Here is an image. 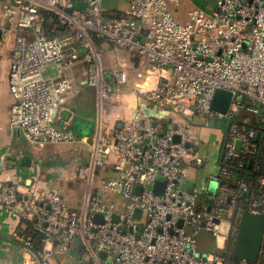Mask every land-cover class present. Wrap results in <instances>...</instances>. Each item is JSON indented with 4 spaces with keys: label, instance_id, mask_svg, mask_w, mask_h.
<instances>
[{
    "label": "built area",
    "instance_id": "1",
    "mask_svg": "<svg viewBox=\"0 0 264 264\" xmlns=\"http://www.w3.org/2000/svg\"><path fill=\"white\" fill-rule=\"evenodd\" d=\"M104 2L8 0L2 9L0 38L17 31L8 77L9 122L29 143L76 142L75 130L58 126L57 115L83 84L96 92V132L86 143L91 161L79 169L85 180L79 208L69 206L57 185L45 191L34 184L24 193L12 183L0 185V205L13 209L23 202L24 218L40 238L35 252L34 236L20 235L29 254L23 264H52L66 253L77 255L76 264H264V236L256 263L230 261L219 252L197 255L200 231L215 238L228 224L226 245L235 218L245 210L264 213V176L251 186L220 167L210 177L217 183L215 194L206 187L208 200L201 204L197 190L183 188L185 163L205 160L194 113L207 125L227 120L225 158L257 151L256 130L240 116H258L264 128V0H213L214 7H194L185 21L174 9L180 0H129L118 13H108ZM100 40L143 58L136 91L146 103L173 113L170 128L162 131L139 112L107 132L104 115L119 96L115 86L128 83L129 71L102 67ZM48 67L54 75H44ZM217 90L232 93L226 112L212 108ZM104 171L111 173L100 174ZM158 177L166 179L162 194L154 190ZM97 214L103 221L95 220Z\"/></svg>",
    "mask_w": 264,
    "mask_h": 264
},
{
    "label": "crops",
    "instance_id": "2",
    "mask_svg": "<svg viewBox=\"0 0 264 264\" xmlns=\"http://www.w3.org/2000/svg\"><path fill=\"white\" fill-rule=\"evenodd\" d=\"M7 1L0 0V16ZM194 7L210 10L214 7V2L213 0H180V5L174 9L178 19L185 21L188 18L189 11ZM0 23H4L1 17ZM16 34L17 31H11L5 37L0 38V185L12 183L16 185L20 193H24L34 184L39 185L45 191L57 185L63 188L64 196L67 194L66 200L67 198L70 200L78 199L80 197V186L77 187L76 185L77 167L74 164L72 168L70 162L68 164V161H65L68 160V156L60 148L53 146L58 144L38 147L29 143L17 129L10 125L9 118L13 98L9 89L8 77L10 63L15 53ZM97 45L99 47L100 63L104 69H126L129 71L128 83L116 85L119 96L105 116L107 132L113 133L121 127L124 120L139 112L143 116L149 117L162 131L170 128L176 120L173 113L167 109L156 108L146 103L136 91L135 83L143 81V79H138L136 75L137 71L146 66L143 58L135 56L125 49L114 47L106 40L98 41ZM83 66V64H80L78 71L84 82L86 74ZM89 69L92 70V67H89ZM153 84H155L154 81ZM86 87L89 86L82 85L80 94L71 99L59 111L56 119L58 126L69 124L75 130L76 142L61 143L73 146L75 149L79 144L86 145V143L91 142L96 132V99L92 100V111L89 113L88 103L83 99ZM85 117H90L94 122V128L89 136L82 135V132H80L83 129L82 125ZM198 132L201 137L198 150L205 160L202 165H197L192 159L185 163L186 180L183 187L188 190L200 191L204 195L203 191L205 192L206 187L209 188L211 175L217 174L220 170L219 160L222 154L225 131L220 127L208 124L206 127H199ZM86 150L90 153L87 148ZM90 161L91 154L88 164ZM102 173L109 174L111 172H100V174ZM25 211L26 207L23 202L18 203L13 209H7L0 205V264H23V260L29 258L24 243L20 239V235L27 226V221L24 218Z\"/></svg>",
    "mask_w": 264,
    "mask_h": 264
},
{
    "label": "rangeland",
    "instance_id": "3",
    "mask_svg": "<svg viewBox=\"0 0 264 264\" xmlns=\"http://www.w3.org/2000/svg\"><path fill=\"white\" fill-rule=\"evenodd\" d=\"M129 3V0H105L104 7L107 8L108 12L115 13L118 12L120 9L124 8ZM77 9L81 8V2H77ZM101 41V40H100ZM45 76L54 75V69L52 67H48L44 70ZM116 88V86H115ZM83 99L88 103V110L89 113L92 111V100L96 99V92L95 89L92 87H86L85 94ZM115 99L113 100L114 103ZM107 114V113H106ZM106 114L104 115V119L106 118ZM94 117V116H90ZM90 117H85L82 125V135L89 136L92 133L94 128V122L91 120ZM193 122L197 126V128L206 127V121L200 116L194 113ZM53 145V144H51ZM60 148L67 156H68V164L70 162V167L73 168L74 164L77 167L76 176H77V187L80 186V197L77 199L70 200L67 198L68 204L74 206L75 208H79L82 202V197L85 192V180L81 178L78 174V170L81 166L88 164V160L90 157V153L87 152L86 148L87 145L79 144L77 149L73 146L65 145V144H58L53 145ZM56 176V175H55ZM214 183V181H210L209 185ZM184 188V187H183ZM186 188V187H185ZM217 189V188H216ZM63 190V188H62ZM200 192V191H199ZM216 192V191H215ZM79 193V192H78ZM209 193V192H208ZM211 194V193H210ZM215 194V193H212ZM67 194L65 195L66 198ZM205 200H208L205 195L201 194L198 197L199 204L203 203ZM229 233V225L225 224L221 235L215 236V238L210 237L207 232L200 231L198 234V247L200 252L202 253H210V252H217L222 250L225 245V239ZM77 255L71 256L69 253H66L63 256H58L51 260L52 264H60V261L65 259V264H76L77 263Z\"/></svg>",
    "mask_w": 264,
    "mask_h": 264
},
{
    "label": "water",
    "instance_id": "4",
    "mask_svg": "<svg viewBox=\"0 0 264 264\" xmlns=\"http://www.w3.org/2000/svg\"><path fill=\"white\" fill-rule=\"evenodd\" d=\"M232 102V93L226 90H217L214 95L212 101V108L215 110H219L222 112H226L230 107ZM155 125V123H153ZM211 126L225 128L227 124L226 119H211L209 121ZM178 140V137H177ZM242 141L238 140L236 142V148L238 150L241 149ZM166 184V179L163 177H158L155 182V192L157 194H162L164 191V187ZM217 188V183H211L209 185L208 191L209 193H215ZM138 192H140V187L137 188ZM137 216H140V211H137ZM115 219H118V216H115ZM95 220L103 221V216L97 214L95 216ZM210 237H212L209 233H207ZM264 236V213H253L249 210H245L240 219L238 232H237V240L234 250V255L237 260H246L251 263H256L259 258L260 249L262 245V240ZM213 238V237H212ZM198 239V236H197ZM79 242V239H77ZM78 250L81 249V244L77 245ZM202 252H200L198 247L197 255L200 256ZM101 256H105V252H101ZM206 257V254H204Z\"/></svg>",
    "mask_w": 264,
    "mask_h": 264
},
{
    "label": "trees",
    "instance_id": "5",
    "mask_svg": "<svg viewBox=\"0 0 264 264\" xmlns=\"http://www.w3.org/2000/svg\"><path fill=\"white\" fill-rule=\"evenodd\" d=\"M245 117L249 118L248 127L254 128L256 130L255 141L258 145L257 151L252 155L243 154L240 157L225 158L224 148L222 147V154L220 156L219 165L220 167L227 169L232 175L234 180L246 181L251 186H253L258 178L264 176V128L262 127V124L259 121L258 116L250 115L247 112H243L240 116V119L242 120ZM241 162H243L242 165ZM249 196H250L249 193L246 194L243 197V200L246 201ZM239 223H240V218L239 219L235 218L234 228L231 231L229 237L227 238L225 248L217 251L225 255V257L230 261H237V258L234 255V250L237 240ZM28 234H32L34 236L35 245L33 250L37 252L41 247V243L39 241L40 238L38 234H35L29 222H27L26 229L22 233V235H28Z\"/></svg>",
    "mask_w": 264,
    "mask_h": 264
}]
</instances>
